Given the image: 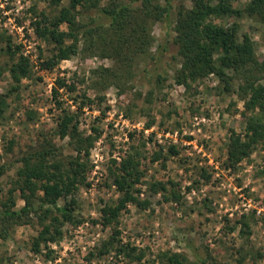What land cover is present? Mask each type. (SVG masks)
Masks as SVG:
<instances>
[{"label":"rangeland","instance_id":"obj_1","mask_svg":"<svg viewBox=\"0 0 264 264\" xmlns=\"http://www.w3.org/2000/svg\"><path fill=\"white\" fill-rule=\"evenodd\" d=\"M247 2L238 0L234 7L242 9ZM68 3L63 0L61 5ZM182 5L190 8L192 0H174V11ZM41 11L53 14L50 0H0V95L7 103L0 117V163L6 166L0 176L1 198L8 197L20 158L44 138L60 146L65 158L76 155L67 144L69 139L56 134L59 111L52 99L56 78L74 80L75 92L61 89L63 107H79L80 131L84 136H99L89 148L88 184L80 186L75 195V212L82 222L66 224L61 238L41 244L39 252L32 249L41 229L36 220L14 225L6 238L0 236V264L128 263L114 249L102 256L96 252L112 233L100 222L101 208L115 203L120 195L109 176L112 160L119 162L132 145L139 147L143 142L147 157L141 159L144 175L137 185L138 196L150 204L142 208L130 203L118 223L120 243L145 252L142 260L130 264H163L162 255L174 252L186 258L184 264H200L177 241L176 228L193 240L202 255L209 252L210 264H264V141L254 144L237 166L225 163L230 132L245 129L244 103L237 91L241 79L235 78L232 91L224 90L223 81L215 74L189 87L176 83L174 71L167 67L169 62L180 66L172 44L159 64L162 73L168 69L166 79L158 82L154 76L145 77L143 70L152 63L158 45L174 35V25L168 26L166 21L150 27L154 42L148 53L134 60L133 75H126L119 83L94 86L93 80L100 79L92 70L111 67L114 62L82 50L51 70L40 69L39 62L51 55L53 48L38 38L31 26ZM212 21L225 27L238 24L239 34L251 37L258 60L264 61V23L258 17L231 14L212 17ZM61 28L67 30L65 24ZM9 44L14 56L8 52ZM21 54L30 59L31 71L17 84L9 68ZM84 93L90 100L83 98ZM151 119L154 124L146 128ZM170 144L177 146L178 155H169L165 164L163 159L150 160L160 147L167 153ZM154 180L173 182L174 186L169 183L168 187L173 186L180 198L165 200L162 193H153L150 184ZM13 195L16 207L23 206L19 192ZM92 251L96 253L89 257Z\"/></svg>","mask_w":264,"mask_h":264},{"label":"trees","instance_id":"obj_2","mask_svg":"<svg viewBox=\"0 0 264 264\" xmlns=\"http://www.w3.org/2000/svg\"><path fill=\"white\" fill-rule=\"evenodd\" d=\"M237 1L192 0L190 8L182 5L174 11V0H69L68 5H61L63 0H50L53 14L41 11L31 22L38 38L53 47L52 54L39 62V68L51 70L62 60L71 59L82 50L114 62L111 67L100 66L92 70L93 75L101 81L93 80L94 86L97 83H119L126 75H133L134 60L148 53L154 42L150 27L157 22L166 21L168 26L173 24V37L168 38L165 44L158 45V51L152 54V63L143 70V74L149 79L154 76L160 82L166 79L168 69H171L175 82L188 87L192 82L215 74L223 81L226 91H232L235 78L241 79L237 91L244 103L242 114L245 129L241 133L230 132L225 162L227 167H235L249 156L254 144L264 141V61L258 60L251 37L246 33L239 34L238 24L225 27L212 21V17L241 16L245 13L258 17L264 23V0H248L242 9L234 7ZM64 24L67 30L61 28ZM169 44L175 47L180 66L169 62L168 69H163L162 73L159 64L169 51ZM8 49L13 56L16 54L11 52V44ZM9 71L13 81L18 84L31 71L30 59L19 55L12 60ZM61 89L72 93L77 86L72 78L58 77L52 87L53 103L59 111L56 134L62 139H69L67 144L76 155L65 158L60 146L44 138L42 144L20 158L21 166L6 200L0 196V236L6 238L14 225L30 224L36 220L41 229L32 242L35 252L40 251L41 244L58 241L66 224L78 225L82 222L75 212V195L80 186L88 184L86 175L91 169L88 163L89 148L99 136L83 135L79 129V107L75 110L63 107L59 98ZM82 96L90 100L85 93ZM6 106L5 96L0 95V117ZM154 122V119L149 120L146 128H150ZM152 137L153 133L149 139L152 140ZM130 138H134L133 133H130ZM144 144L139 147L132 145L119 162L112 160L114 167L109 169V176L120 195L115 203L101 208L100 222L110 227L112 233L96 252L102 256L114 249L117 255L128 259L126 264L140 261L145 255L144 250H138L129 243L121 244L118 229L119 216L130 203L142 208L150 204L148 199L139 198L140 189L137 187L144 175L140 168L141 159L147 157ZM178 154L177 146L170 144L167 153L160 147L151 154L150 160L163 159L165 164L169 155ZM5 170L6 166L0 163V176ZM169 183L174 186L173 182L154 180L150 190L162 193L165 200L179 199L180 194L173 186L169 188ZM15 191L24 201L19 208L13 195ZM243 225L248 227L247 222H243ZM175 233L180 245L189 249L200 264H210L209 252L202 255L199 247L193 245V240L183 230L176 228ZM96 252H90L89 257ZM162 256L163 264H184L186 260L177 252Z\"/></svg>","mask_w":264,"mask_h":264}]
</instances>
